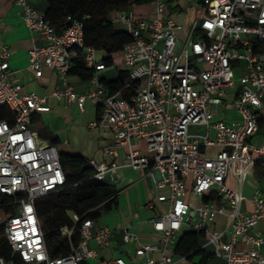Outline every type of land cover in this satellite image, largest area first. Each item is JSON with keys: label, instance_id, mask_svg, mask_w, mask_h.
Masks as SVG:
<instances>
[{"label": "built area", "instance_id": "built-area-1", "mask_svg": "<svg viewBox=\"0 0 264 264\" xmlns=\"http://www.w3.org/2000/svg\"><path fill=\"white\" fill-rule=\"evenodd\" d=\"M16 1L30 33L42 39L29 49L28 68L37 77L50 69L64 86L54 94L65 95L80 111L89 100L98 113L88 127L113 133L104 151L109 160L90 161L93 177L113 178L117 150L126 147L127 165L147 170L155 199L167 208L152 219L153 240L139 243L131 259L100 256L97 248L109 246L112 232L107 226L93 229L95 220L88 217L81 221L75 243V224L59 228L69 250L52 255L35 201L62 189L65 175L57 147L32 129L33 114L49 106L45 96L23 92L22 85L10 79V51L2 45L0 105L14 117L11 122L0 120V195L9 197L0 203V225L19 262L0 256V264H175L173 252L182 227L203 232L205 245L226 264H264V232L256 227L264 220V185L255 186L250 197L241 188L256 165L264 166V142L253 140L264 97V50L255 47L264 42V0H196L200 13L183 39L178 37L183 26L168 12L167 0H147L153 5L149 15H137L132 7L115 12L112 23L130 36L122 49V69L137 83L127 98L121 91L128 83L111 94L100 81L98 71L105 66L96 59L95 49L84 44L83 20L67 16L68 25L55 27L31 0ZM81 56L85 66L96 71L88 90L76 93L65 77ZM236 81L232 106L238 119H214ZM190 126L203 130L191 133ZM141 140L149 155L135 148ZM211 146L219 150L204 153ZM217 215H226L228 222L212 230ZM72 220L78 216L72 214ZM122 239L138 242L139 236L127 224ZM155 251L157 258L152 256Z\"/></svg>", "mask_w": 264, "mask_h": 264}, {"label": "crops", "instance_id": "crops-1", "mask_svg": "<svg viewBox=\"0 0 264 264\" xmlns=\"http://www.w3.org/2000/svg\"><path fill=\"white\" fill-rule=\"evenodd\" d=\"M30 4L35 9L44 12L45 4L42 0H31ZM175 4L179 6V10H174L176 14L173 15L168 4L167 9L171 16L183 26L178 31V37L183 39L190 24L186 25L188 17L184 15L186 8L185 1L175 0ZM148 8V11H145L141 15H149L153 9V5L150 3V7ZM196 10H199L197 5L191 11L193 16L196 15ZM21 12L22 6L16 0H0V50L2 45H6L9 48L10 79L20 83L23 92L32 91L46 97L49 110L37 112L33 115L34 122H32V129L43 140L50 142L52 139H56L54 145L57 147L59 153H69L71 151L72 153L70 154H82L90 161H108V156L104 151L112 144V131L107 128L88 127V123L97 117V107L89 100H86L84 111H80L77 104L69 102L65 95L57 96L54 94L55 88L58 87L60 90H63L64 86L62 80L50 69L44 68L42 75L37 77L34 71L28 68L29 49L33 45L41 44L42 39L38 35L30 33L21 18ZM114 14L111 13V17ZM101 54V51L97 52L95 50V56L98 61ZM119 69L115 66H105V68L98 71V75L101 78L112 80L117 77ZM65 81L73 87L76 93L86 92L89 88V79L82 80L76 75L67 74ZM238 86V81H236L232 88L227 89L224 102L217 107L214 119L228 122L238 119V113L232 106ZM257 114L259 128L253 140L256 143H261L264 142V97H262V105ZM135 148L142 155L150 154L147 152L146 145L142 140L135 145ZM126 150V147L118 148V154L115 158L118 165L116 175L112 178L110 174H107L105 177L117 189L118 207L110 211H102L93 226V229H96L98 226H107L111 229L109 246L97 248L98 254L107 258L115 255L126 259L133 258L134 249L139 243H148L153 240L155 233L153 231L152 219L160 211H165L167 208L165 203L155 199L153 181L147 175V170L133 169L127 165ZM218 150L217 146H211L206 148L204 153L213 155ZM256 166L264 167L262 165ZM249 176L254 180V187L264 185V181L257 180L254 177V172ZM229 184L233 187L235 186L233 179H230ZM241 188L243 190V184ZM227 222L228 217L226 215H217L211 228L212 230H221ZM127 224H130L132 232L138 234V242L126 243L123 241V227ZM256 227L264 232V220L259 221ZM189 230L192 229L182 227L175 247L181 236ZM200 248L210 253L213 252L212 249L209 250L208 246L205 245V240L200 245ZM262 252H264V248H262ZM152 256L155 258L159 257L158 251L153 252ZM173 257L175 264H197L202 255L196 254L192 258H188V255H180L173 252ZM206 264L226 263L223 259L213 256Z\"/></svg>", "mask_w": 264, "mask_h": 264}, {"label": "trees", "instance_id": "trees-1", "mask_svg": "<svg viewBox=\"0 0 264 264\" xmlns=\"http://www.w3.org/2000/svg\"><path fill=\"white\" fill-rule=\"evenodd\" d=\"M45 4L44 13L55 27L68 25L67 16L83 20V41L87 46H92L97 52L101 51L99 62L103 66H115L120 68L115 79L101 78L107 91L111 94L128 83L126 89H122L121 96L129 97L137 88L136 82H130L128 73L122 69L123 46L130 41L129 34L117 27L111 21V13L127 9L133 5H140L147 0H42ZM171 9L179 10L175 0H167ZM196 15L200 10L195 11ZM258 50H264V42H256ZM94 68H87L81 57L75 59L68 71L69 75H76L82 80H88L94 73ZM35 114V113H34ZM33 114V115H34ZM13 112L6 106L0 105V120H13ZM34 122V116H32ZM50 143H56L52 139ZM60 162L64 170L65 185L62 189L48 193L35 201L36 215L44 233L45 243L52 255L65 254L69 250L68 241L60 235L59 228L75 224L73 242L78 239L77 229L85 218L97 220L102 211H110L118 207L117 189L107 179H96L90 160L82 154L59 153ZM254 177L264 181V167L256 166ZM9 197L0 195V203L7 202ZM72 214L78 216V220H72ZM203 232L196 230L186 231L179 239L175 254L194 255L202 257L197 264H206L213 256L210 252L200 248L204 243ZM191 253V254H190ZM0 256L18 263V256L12 252L10 245L2 233L0 225Z\"/></svg>", "mask_w": 264, "mask_h": 264}, {"label": "rangeland", "instance_id": "rangeland-1", "mask_svg": "<svg viewBox=\"0 0 264 264\" xmlns=\"http://www.w3.org/2000/svg\"><path fill=\"white\" fill-rule=\"evenodd\" d=\"M178 1H182V2L185 1L186 8L184 10V15H186L188 17V20L186 22V25H188L194 19V16H193V14H191V11L193 8L196 7L197 2H196V0H178ZM147 4H148V2L142 3L140 5H133L132 7H133V9H135L134 11L137 15H141L142 13H145V11H148V9H149L148 7H150V3L148 5ZM136 6H139V7H136ZM171 11H172L173 15L176 14L174 9H171ZM202 130H203V128L200 126H190V128H189V131L191 133L202 132ZM69 153H72V152L70 151ZM253 188H254V180L251 176L248 175L243 182L244 195L246 197H250L253 193ZM208 248H209V250L212 249V251H213L212 246H208Z\"/></svg>", "mask_w": 264, "mask_h": 264}]
</instances>
